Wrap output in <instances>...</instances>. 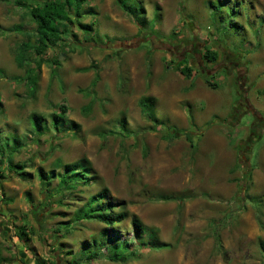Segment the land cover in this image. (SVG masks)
<instances>
[{
    "label": "rangeland",
    "instance_id": "obj_1",
    "mask_svg": "<svg viewBox=\"0 0 264 264\" xmlns=\"http://www.w3.org/2000/svg\"><path fill=\"white\" fill-rule=\"evenodd\" d=\"M218 1L229 8L127 0L145 20L139 27L115 0H87L80 21L92 32L76 27L64 37L68 47L46 51L32 93L24 80L36 59L35 25L26 8L0 0V138H18L23 147L10 159L25 172L0 178V250L10 264H122L91 240L102 239L104 224H66L103 189L128 214L108 228L136 252L124 264H264V0ZM22 47L31 58L23 66ZM206 51L216 61L206 62ZM142 97L154 100L155 121L141 111ZM34 114L50 128L39 137ZM55 114L67 133L53 130ZM87 161L88 184L57 192L58 178L43 177ZM132 216L150 232L137 239ZM20 225L30 242L17 238ZM151 232L165 246L143 245ZM94 252L99 258L87 260Z\"/></svg>",
    "mask_w": 264,
    "mask_h": 264
},
{
    "label": "trees",
    "instance_id": "obj_2",
    "mask_svg": "<svg viewBox=\"0 0 264 264\" xmlns=\"http://www.w3.org/2000/svg\"><path fill=\"white\" fill-rule=\"evenodd\" d=\"M5 2H14L17 5L26 8V11L31 19V21L35 25V43L32 48V51L36 59L34 60V67H28L25 70V84L28 85L32 93L36 90L38 81H39V71L41 69V65L46 62L42 57L45 56L46 51L49 48H58V47H68L70 43H64L65 36H71L73 29L76 27L84 32H92L91 26L81 23V19L89 14V10L85 9V3L87 0H40V1H33L32 0H2ZM29 1V3L27 2ZM117 4L128 14H133L136 23L139 27H143L145 20L144 18H140L138 13V9L135 7L132 8L127 5V0H115ZM214 4V2H211ZM217 11L219 10H226L229 6H224L221 2L217 0ZM28 4V5H27ZM211 4V5H212ZM238 3L233 4L231 6L233 9L237 8ZM142 10V7H139ZM137 15V16H136ZM223 18L221 17V21ZM20 56L18 58L19 65H25V62L29 59V50L28 48H20ZM203 59L208 62L216 61V55L214 52L206 51L202 56ZM53 65L57 66L60 63L57 60L53 61ZM178 71L185 75H189L188 69L185 67L183 62H180L178 67ZM90 68H81L78 69L79 72H87ZM242 81V80H239ZM97 82V76L95 80L92 82L90 89L86 92L88 95L93 93V87ZM215 87L214 84H209ZM241 92V91H240ZM243 100V98H242ZM245 100V99H244ZM153 99L150 97H142L139 100V105L141 111L147 115L150 121H155L154 115L152 112L153 106ZM1 105H0V113H1ZM60 111L64 112L65 108L60 106ZM61 120V115L55 114L52 119L53 130L57 133H67L68 129L60 130L58 127L59 122ZM190 124L193 126L192 119H189ZM32 126L34 128V137H39L40 135L50 131L49 127L47 126L44 117L34 114L31 117ZM156 127L152 128L155 130ZM3 140L2 146H0V164H2L3 159L1 157L6 154V167L0 166V178L8 179L9 178V171H14L16 176H25V172H23L24 166L21 164L13 165V162L10 159V155L17 151L18 149L22 148V144H20L18 138L16 136H3L1 137ZM0 138V139H1ZM12 139V140H11ZM20 171V172H19ZM94 170L91 167L90 163L87 161L85 166L79 167V163L76 164H69L65 166L64 171L60 174L57 173L56 175L54 172L47 173L45 176H42L49 179H53L54 177L58 178V189L57 192L64 189V188H74L76 184H88L92 180ZM1 183V182H0ZM1 186V184H0ZM4 200L5 204L7 205V199ZM125 205L123 203L115 202L109 195L107 189H103L99 194L92 196L90 200H88L82 208H79L77 212H75V217L67 222L66 224L69 226L70 223L73 221L75 223L81 222L84 220L90 221L95 220L99 223L104 224V227L101 229V240L97 241V237L93 236L94 244H99V253L102 248L107 247L110 253L107 256V259L111 262L115 263H127L130 259L136 258V252L131 250L130 245L120 238H112L109 235V227H112L116 224L122 223L128 216L127 212L125 211ZM116 209H119L117 212ZM62 215V214H61ZM131 225L133 228L134 235L137 239L141 238L145 233L150 232L148 228H146L142 222L139 220L138 217L132 216L131 217ZM23 229H20L18 232L19 235L17 238L20 240L22 236H27L26 233L23 232ZM17 235V234H16ZM149 238L145 244V246L153 247L154 249L161 248L165 246V244L158 243V238L156 236V232L149 233ZM259 248L261 253L264 257V240L258 241ZM94 252L88 255L87 260H97L100 254ZM6 258L2 256L0 250V264L5 262ZM41 264H48L46 261H42Z\"/></svg>",
    "mask_w": 264,
    "mask_h": 264
},
{
    "label": "crops",
    "instance_id": "obj_3",
    "mask_svg": "<svg viewBox=\"0 0 264 264\" xmlns=\"http://www.w3.org/2000/svg\"><path fill=\"white\" fill-rule=\"evenodd\" d=\"M253 83H254V84L256 83L255 80H253ZM258 87H259V86H258ZM5 180H6V179H5ZM0 184H1L0 189H2V188H3V185H4V182L2 181ZM10 201H11V200H10ZM3 209H5V208H3ZM2 211H3V210H2ZM4 213H5V214L7 213L6 215H7L8 217H9V215H11L10 212L7 211V210H6V211L4 210ZM5 214H4V215H5ZM4 215H3V216H4ZM10 219H13V218H10ZM21 221H22V219H21ZM23 222H24V220H23ZM23 222H22V223H23ZM17 223H18V222H15V221L13 222V225H15L14 227H16V225H19V224H17ZM22 228H23V225H20L19 228H18V230L20 231V229H22ZM11 229H13V228H11ZM1 230H2V229H1ZM26 231H27V230H26ZM26 231L24 230L23 232L26 233ZM3 234H5L6 236L10 235V230H9V229H5ZM15 237H16V234H15ZM24 237H25V238H24ZM22 238H24V240H25L26 242H30V241H31V240L28 239V235H27V236H22L21 239H20V241H22V242H21L22 244H24V242H23L24 240H23ZM27 254H28V253H27ZM2 256H3V255H2ZM3 257H4V256H3ZM5 258H6V257H5ZM20 262H21V261H20ZM21 263H22V262H21ZM1 264H10V263H9L8 259L6 258V261H5V262H2ZM13 264H14V263H13ZM18 264H20V263H18Z\"/></svg>",
    "mask_w": 264,
    "mask_h": 264
}]
</instances>
